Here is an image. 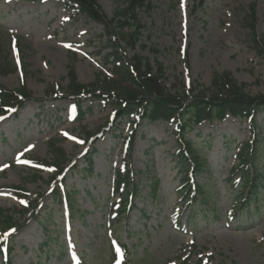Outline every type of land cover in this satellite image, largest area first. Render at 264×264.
I'll return each instance as SVG.
<instances>
[{"label": "rangeland", "instance_id": "rangeland-1", "mask_svg": "<svg viewBox=\"0 0 264 264\" xmlns=\"http://www.w3.org/2000/svg\"><path fill=\"white\" fill-rule=\"evenodd\" d=\"M96 1L108 18L124 3ZM149 3L124 57L160 63L163 85L195 89L188 98L222 72L264 94V59L245 21L253 5L264 35V0ZM110 51L104 26L64 0H0V84L31 98L0 119V209L15 228L3 218L0 264H264V109L254 122L226 115L193 126L186 138L202 167L183 185L175 123L118 118L110 102L69 95V68L81 83L115 78ZM256 136L261 181L249 200L235 165ZM51 143L67 160L61 177L35 165L49 162ZM127 166L136 194L123 214L113 180Z\"/></svg>", "mask_w": 264, "mask_h": 264}, {"label": "trees", "instance_id": "trees-1", "mask_svg": "<svg viewBox=\"0 0 264 264\" xmlns=\"http://www.w3.org/2000/svg\"><path fill=\"white\" fill-rule=\"evenodd\" d=\"M66 1L75 4L79 12L104 26V34L111 50L108 55L113 63L112 73L115 75V78L102 79L101 82L97 79L92 83H81L77 80L74 69L69 68L66 74L69 95L77 98V102L84 96L110 102L118 117L134 114L140 120H160L177 124L178 157L184 168L182 183L187 181L185 178L188 173L195 174L202 167V162L190 148L191 145L186 138V133L194 125L204 120L219 121L226 114L239 119L250 118V121L254 122L256 113L264 109V94L251 95L245 92V84L239 83L228 72L215 73L211 78L210 88L198 89L188 98L195 89L171 92L163 85L161 79L164 68L160 63L152 66L140 54H134L131 58L124 57L121 44L124 43L131 48L136 46L143 28L139 23L138 14L141 9L149 8V0H124L122 7L116 9L111 18L105 15L96 0ZM202 2L203 0H198L199 4ZM255 20L254 7L251 5L245 19L249 29V39L255 52L264 59V35L257 34ZM141 47L145 48L144 45ZM150 50L153 53L158 52L154 47ZM24 99H30V94L23 86L7 89L0 84V116L9 108L19 106ZM257 138L258 136L240 148L239 164L236 168L240 175L239 179L248 183L247 199L249 200L256 197L255 187L259 186L261 181V173L252 168L260 153ZM56 146L54 143L50 144L49 162H37V165L39 168L53 169L55 174H60L67 160L61 148ZM133 188L131 169L128 167L118 171L114 180V191L118 193L122 190L120 205L123 213L130 204L128 198L131 193L136 194ZM13 189L17 192L19 188L13 187ZM196 196L205 199L202 194L196 193ZM3 218L5 225L12 227L11 218L6 217L0 209V224L3 223Z\"/></svg>", "mask_w": 264, "mask_h": 264}, {"label": "snow or ice", "instance_id": "snow-or-ice-1", "mask_svg": "<svg viewBox=\"0 0 264 264\" xmlns=\"http://www.w3.org/2000/svg\"><path fill=\"white\" fill-rule=\"evenodd\" d=\"M0 119H2V118H0ZM19 159V158H18ZM8 234H5V237L7 236Z\"/></svg>", "mask_w": 264, "mask_h": 264}]
</instances>
